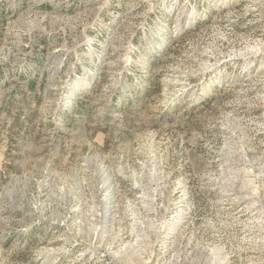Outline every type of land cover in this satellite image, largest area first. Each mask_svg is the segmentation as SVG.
Instances as JSON below:
<instances>
[{
	"label": "rangeland",
	"instance_id": "obj_1",
	"mask_svg": "<svg viewBox=\"0 0 264 264\" xmlns=\"http://www.w3.org/2000/svg\"><path fill=\"white\" fill-rule=\"evenodd\" d=\"M0 264H264V0H0Z\"/></svg>",
	"mask_w": 264,
	"mask_h": 264
},
{
	"label": "trees",
	"instance_id": "obj_2",
	"mask_svg": "<svg viewBox=\"0 0 264 264\" xmlns=\"http://www.w3.org/2000/svg\"><path fill=\"white\" fill-rule=\"evenodd\" d=\"M184 36H185V33H181V34L179 35L178 38H179V39H182V38H184ZM168 51H169V48H168V46H166V47L164 48V50H163L162 55L167 54ZM159 60H160V58L156 59V61L153 63V65H156V64H157L156 62H158Z\"/></svg>",
	"mask_w": 264,
	"mask_h": 264
}]
</instances>
